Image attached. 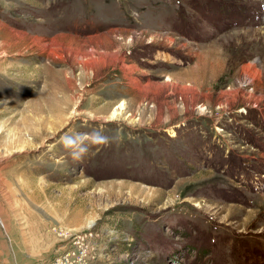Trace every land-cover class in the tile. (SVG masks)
<instances>
[{"label":"rangeland","instance_id":"obj_1","mask_svg":"<svg viewBox=\"0 0 264 264\" xmlns=\"http://www.w3.org/2000/svg\"><path fill=\"white\" fill-rule=\"evenodd\" d=\"M69 250L264 264V0H0V264Z\"/></svg>","mask_w":264,"mask_h":264},{"label":"built area","instance_id":"obj_2","mask_svg":"<svg viewBox=\"0 0 264 264\" xmlns=\"http://www.w3.org/2000/svg\"><path fill=\"white\" fill-rule=\"evenodd\" d=\"M73 250V249H72ZM69 252V253H68ZM67 253V257H63V258H61V260L59 259V260H56V261H59V262H62V264H83V261H81V262H74V263H72V258H71V252H70V250L68 251ZM57 262H55V264H56Z\"/></svg>","mask_w":264,"mask_h":264},{"label":"bare ground","instance_id":"obj_3","mask_svg":"<svg viewBox=\"0 0 264 264\" xmlns=\"http://www.w3.org/2000/svg\"><path fill=\"white\" fill-rule=\"evenodd\" d=\"M247 71H250V68H247ZM123 105H124L123 103L119 104L118 107L111 112V115H110V118H109L110 120L112 118L114 119L115 115L118 112L117 109H119V110L122 109Z\"/></svg>","mask_w":264,"mask_h":264}]
</instances>
